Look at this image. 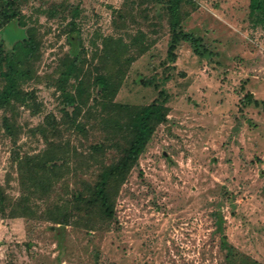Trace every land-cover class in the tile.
Segmentation results:
<instances>
[{"label":"rangeland","instance_id":"1","mask_svg":"<svg viewBox=\"0 0 264 264\" xmlns=\"http://www.w3.org/2000/svg\"><path fill=\"white\" fill-rule=\"evenodd\" d=\"M13 1L0 64L32 40L34 97L0 106V264H264V13L182 0L174 27L169 0ZM155 102L167 120L109 212L97 185Z\"/></svg>","mask_w":264,"mask_h":264},{"label":"trees","instance_id":"2","mask_svg":"<svg viewBox=\"0 0 264 264\" xmlns=\"http://www.w3.org/2000/svg\"><path fill=\"white\" fill-rule=\"evenodd\" d=\"M182 0H169L170 9L174 18V27L177 25V17L179 14V8ZM14 1L7 0V5L4 11V17L7 21L15 20L19 16L13 9ZM251 12L254 14L257 11L264 13V0H251ZM77 38V36H75ZM182 37L184 39H196L190 35H187L180 31L175 33L173 43L170 47V56L175 57L173 51L177 38ZM34 49V43L28 39L26 41H19L13 46V51L10 55H6V69H3L0 64V75L5 82V85L0 89V106H7L13 101H20L28 104V101L34 97L32 91H26L22 88L23 82L27 78V71L25 69L24 56H30ZM77 65V58L69 65L67 71L64 73L65 77L61 81V91L65 98V102L73 104L71 93L66 88V80L72 75L73 70ZM102 86L105 82L101 81ZM248 100H253L252 94L248 93L246 96ZM245 97V98H246ZM259 104L258 101H255ZM168 109L165 105L158 102L152 103L148 106L141 108L137 111L130 121L129 129L131 131L132 141L130 145L125 149L124 157L115 166H110L108 171L103 175L102 182L97 185V197L94 199L98 201L107 211L111 212L112 204L110 203V189L112 181H116L119 184L123 183L131 171L132 167L136 165L141 153L143 152L148 140L151 138L153 132L157 126L164 123L167 120ZM61 226H65V219H59Z\"/></svg>","mask_w":264,"mask_h":264}]
</instances>
